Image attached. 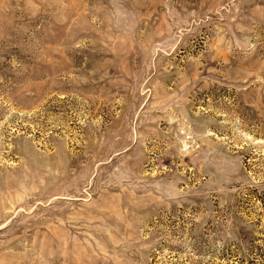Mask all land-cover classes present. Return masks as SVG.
Masks as SVG:
<instances>
[{"label": "rangeland", "instance_id": "1", "mask_svg": "<svg viewBox=\"0 0 264 264\" xmlns=\"http://www.w3.org/2000/svg\"><path fill=\"white\" fill-rule=\"evenodd\" d=\"M0 264H264V0H0Z\"/></svg>", "mask_w": 264, "mask_h": 264}]
</instances>
